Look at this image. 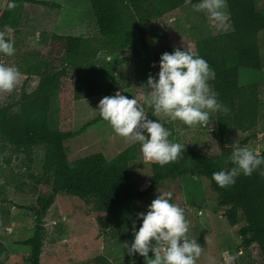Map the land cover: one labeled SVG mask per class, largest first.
<instances>
[{
	"label": "trees",
	"instance_id": "obj_1",
	"mask_svg": "<svg viewBox=\"0 0 264 264\" xmlns=\"http://www.w3.org/2000/svg\"><path fill=\"white\" fill-rule=\"evenodd\" d=\"M193 0H189L191 2ZM54 5L43 0H14V7L7 4L0 14V28L8 25L11 31L20 28L25 3ZM96 19L97 33L92 35L54 34V44L47 52L29 50L18 63L20 74H25L22 88L15 96L0 100V149L10 147L31 154L37 147L44 148L42 168L44 173L35 177L34 188L44 181L50 185L48 194L36 192V200L28 207L35 217L34 233L17 243L30 246L29 264H42L46 226L45 216L56 197L66 192L84 200L90 210L103 213L104 221L115 234L122 235L129 244L132 224L140 226L136 213L145 198L165 180L176 181L190 175L208 179L214 194L215 210H221L231 226H238L241 246L248 250L258 240L256 229L247 217L243 204L249 197V186L244 175L235 183L220 187L212 173L232 167L227 157L232 147L208 155L190 145L182 147L174 161L161 166L152 162L149 186L140 189L134 179V165L142 155L139 143H132L121 152L108 158L94 152L75 160L68 156L66 141L80 134L93 123L103 120L100 115L88 120L80 129H61L52 122L55 98L63 86V79L74 74L75 99L97 95H111L114 91L120 61L109 58L113 53L129 49L133 66L141 61L154 59L159 62L164 51L174 47L190 48L206 59L215 72L208 81L217 93L218 101L226 110H217L219 133L240 131L247 134L240 145L247 146L251 136L258 134L261 115V87L264 83L246 77H258L264 72V0H226L232 28L208 35L196 41L153 51L142 22H152L189 2L186 0H90ZM8 55L0 53V62ZM159 65V63H158ZM139 82V79L136 78ZM148 116L156 119L149 112ZM264 155V150L260 152ZM254 170L253 173L258 172ZM255 200H257L255 198ZM255 203L252 199L251 206ZM207 205V204H206ZM256 228L264 234V226L257 221ZM261 254L264 250L260 248ZM10 249L0 241V264H6ZM126 264H145L138 253L126 251ZM92 264H115L104 254H98Z\"/></svg>",
	"mask_w": 264,
	"mask_h": 264
},
{
	"label": "rangeland",
	"instance_id": "obj_2",
	"mask_svg": "<svg viewBox=\"0 0 264 264\" xmlns=\"http://www.w3.org/2000/svg\"><path fill=\"white\" fill-rule=\"evenodd\" d=\"M7 1L0 0V14ZM43 1L55 4L25 3L22 24L18 30L10 33L15 52L6 57V64L18 67L22 54L29 50L47 52L54 44V34L92 35L98 32L90 0ZM196 2L193 0L152 22H142L153 51L189 44L232 28L226 3L227 26L216 28L203 11L193 7ZM110 57L120 61L112 94L119 89L123 95L139 97L144 92L140 85L146 83L149 74L155 75L159 70L154 59L133 66L129 49L113 53ZM25 77V74H20L11 92H0V100L15 96L21 90ZM246 77L262 82L264 72L258 77L249 72ZM74 78V74H70L63 79L62 89L52 109V122L61 129L78 130L88 120L99 115L96 106L102 95L75 99ZM260 87L262 103L258 134L251 136L247 143V147L258 153L264 150V83ZM146 110L151 112L150 108ZM158 119L170 130V141L190 145L208 155L218 154L224 147H232L233 141L239 143L247 135L233 131L222 136L218 130L216 111L211 113L208 122L191 126L180 120H171L163 114ZM130 144L116 134L105 120L93 123L66 141L70 160L98 151L112 158ZM139 154L142 155L140 147ZM43 155V147H37L31 154L10 147L0 149V241L10 249L6 264L30 262V246L19 244L17 240L27 239L34 233L35 217L28 206L35 202L36 192L48 194L51 191L50 185L44 181L38 183L37 190L33 186L35 177L44 173ZM152 162L145 160L142 155L134 165V179L140 189L149 186ZM260 167L264 168V165ZM244 180L249 186V197L243 208L258 236V240L248 250L241 246L238 226H231L221 210H215L214 194L210 182L204 177L186 175L176 181L165 180L145 198L140 211L147 210V205L159 194L158 189L170 191L172 202L184 209L188 221V238L196 240L202 248L195 264H225L226 257L231 256L235 259L230 264H264V255L260 250H264V234L256 228L257 221L264 226V175L259 170L249 176L244 175ZM256 197H259V201L254 199ZM252 199L255 204L251 206ZM44 220L46 238L41 255L42 264H92L98 254L108 256L115 264H126L125 237L115 234L113 228L106 225L103 213L91 211L90 205L79 197L60 193ZM152 254L150 250L149 256Z\"/></svg>",
	"mask_w": 264,
	"mask_h": 264
},
{
	"label": "clouds",
	"instance_id": "obj_3",
	"mask_svg": "<svg viewBox=\"0 0 264 264\" xmlns=\"http://www.w3.org/2000/svg\"><path fill=\"white\" fill-rule=\"evenodd\" d=\"M225 3L226 0H197L193 7L203 11L216 28H223L228 20ZM14 6V0H9L8 7ZM10 33V26L0 28V53L8 56L15 52ZM158 63V72L149 74L146 83L140 85L144 92L139 97L123 95L118 89L114 94L103 96L96 108L116 134L128 142L139 143L145 160L163 166L174 161L185 144L169 140L170 130L158 119L161 114L191 126L206 123L212 112L226 109L208 83L215 78L214 70L196 52L188 47H174L171 52L161 53ZM19 77L15 65L0 62V92H11ZM147 108L156 119L148 116ZM227 160L232 167L212 173V179L220 187L230 186L240 174L249 176L257 169L264 175V168L260 167L264 165V155L236 141L232 142ZM158 193L146 211L136 213L140 226L137 228L133 221L131 243H124L126 251L140 254L146 264H195L202 248L187 236L184 209L172 202L170 191L158 189ZM233 259L234 256L226 257L225 264Z\"/></svg>",
	"mask_w": 264,
	"mask_h": 264
},
{
	"label": "crops",
	"instance_id": "obj_4",
	"mask_svg": "<svg viewBox=\"0 0 264 264\" xmlns=\"http://www.w3.org/2000/svg\"><path fill=\"white\" fill-rule=\"evenodd\" d=\"M254 199H255V198H254ZM256 199H257V201H259V200H258V199H259V197H256ZM254 204H255V203H254ZM254 204H253V205H254Z\"/></svg>",
	"mask_w": 264,
	"mask_h": 264
}]
</instances>
